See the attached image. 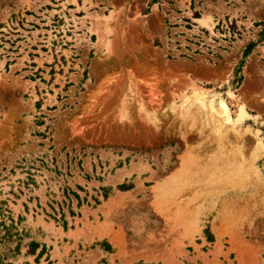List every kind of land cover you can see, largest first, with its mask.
<instances>
[{"label":"rangeland","instance_id":"1","mask_svg":"<svg viewBox=\"0 0 264 264\" xmlns=\"http://www.w3.org/2000/svg\"><path fill=\"white\" fill-rule=\"evenodd\" d=\"M1 222L5 264H264V0H0Z\"/></svg>","mask_w":264,"mask_h":264},{"label":"trees","instance_id":"2","mask_svg":"<svg viewBox=\"0 0 264 264\" xmlns=\"http://www.w3.org/2000/svg\"><path fill=\"white\" fill-rule=\"evenodd\" d=\"M156 1L157 0H153V3H155ZM194 16L196 18H198V15L196 13H194ZM228 28H229V33L231 35H234V34H237L238 33L237 32V27H236V25H235L234 22L232 24H230L228 26ZM252 47H253V45H249L248 48L245 50L244 55H243V58L244 59L250 54V52L252 50ZM243 63H244V61L240 62L239 66L234 70V79L232 81V84H236V85H239L240 84V82L242 80L241 68H242ZM85 79H86V74L84 73V79L83 80H85ZM38 105L39 104H37V106ZM120 188L127 189L124 186H121ZM74 197L76 199H79L77 195H74ZM104 198H107V196L104 195ZM0 228H1V231H0L1 232V235H0V243L2 241H8V242L10 241V242H12L13 241V238H17L18 241L21 240V236L18 233L17 228L14 225H6L4 222H1L0 223ZM38 248H39V244L34 243V242L29 243L28 244V250L26 252V255H33L34 256L36 254V251H37ZM19 249H20V243L18 242L15 251L16 250H19ZM43 249L37 255L36 260L37 259H40L42 257V255L44 254V250ZM5 262H6V259L0 257V264H5Z\"/></svg>","mask_w":264,"mask_h":264},{"label":"bare ground","instance_id":"3","mask_svg":"<svg viewBox=\"0 0 264 264\" xmlns=\"http://www.w3.org/2000/svg\"><path fill=\"white\" fill-rule=\"evenodd\" d=\"M199 22H200V20H199ZM199 106H200V108L203 111H205L206 109H208V111L210 113V116L212 117V119L214 118L218 122V124H221L222 125V123H223V125L224 124L231 125L232 120H231V117H230V114H229V110L227 109V107L224 105L223 102H220L218 104V111L215 110L211 104H209L208 106H206V104H204L203 102H201ZM218 115H220L219 117L222 120L221 122L216 119V118H218L217 117Z\"/></svg>","mask_w":264,"mask_h":264}]
</instances>
